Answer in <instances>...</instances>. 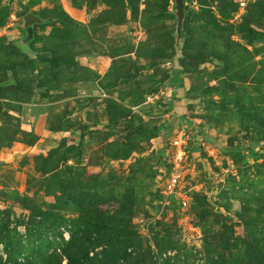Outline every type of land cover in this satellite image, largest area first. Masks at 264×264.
Masks as SVG:
<instances>
[{
    "label": "rangeland",
    "instance_id": "obj_1",
    "mask_svg": "<svg viewBox=\"0 0 264 264\" xmlns=\"http://www.w3.org/2000/svg\"><path fill=\"white\" fill-rule=\"evenodd\" d=\"M0 264H264V0H0Z\"/></svg>",
    "mask_w": 264,
    "mask_h": 264
},
{
    "label": "built area",
    "instance_id": "obj_2",
    "mask_svg": "<svg viewBox=\"0 0 264 264\" xmlns=\"http://www.w3.org/2000/svg\"><path fill=\"white\" fill-rule=\"evenodd\" d=\"M187 136L181 132L180 135L174 140L173 146H174V157H173V166L175 170H178L181 166V162L186 154V145H187ZM178 183V176L173 175V177L170 179L167 193L171 194L173 192V188Z\"/></svg>",
    "mask_w": 264,
    "mask_h": 264
}]
</instances>
